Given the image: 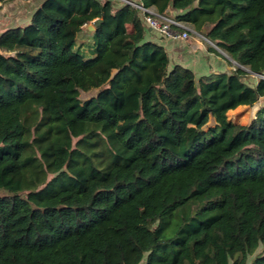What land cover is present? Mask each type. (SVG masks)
Returning a JSON list of instances; mask_svg holds the SVG:
<instances>
[{
	"label": "trees",
	"instance_id": "16d2710c",
	"mask_svg": "<svg viewBox=\"0 0 264 264\" xmlns=\"http://www.w3.org/2000/svg\"><path fill=\"white\" fill-rule=\"evenodd\" d=\"M129 1L238 66L197 78L123 0H42L0 36V264H264V107L228 119L264 98V0Z\"/></svg>",
	"mask_w": 264,
	"mask_h": 264
},
{
	"label": "crops",
	"instance_id": "0c3cea01",
	"mask_svg": "<svg viewBox=\"0 0 264 264\" xmlns=\"http://www.w3.org/2000/svg\"><path fill=\"white\" fill-rule=\"evenodd\" d=\"M42 0H4L0 5V36L7 30L30 23L31 17ZM84 31L78 35L81 38ZM91 33V32H90ZM145 41L163 46L170 59L177 65L190 68L197 78L210 74H230L235 63L223 53L202 41L190 37L188 41L160 36L146 27ZM95 42L92 43V47ZM75 49V46H74ZM91 50V49H90ZM89 49L77 51L92 56Z\"/></svg>",
	"mask_w": 264,
	"mask_h": 264
},
{
	"label": "built area",
	"instance_id": "2783aa9c",
	"mask_svg": "<svg viewBox=\"0 0 264 264\" xmlns=\"http://www.w3.org/2000/svg\"><path fill=\"white\" fill-rule=\"evenodd\" d=\"M125 2L134 5L140 10L143 15L144 23L150 30L155 31L164 37L183 41H188L190 37H194L195 39L211 44L213 48L219 50V47L211 42L203 32L195 31L192 27L178 21L176 17L160 14L154 9L145 8L142 5L134 4L129 0H126ZM0 5H2V1H0ZM93 58V56H84L85 60Z\"/></svg>",
	"mask_w": 264,
	"mask_h": 264
},
{
	"label": "rangeland",
	"instance_id": "374dc122",
	"mask_svg": "<svg viewBox=\"0 0 264 264\" xmlns=\"http://www.w3.org/2000/svg\"><path fill=\"white\" fill-rule=\"evenodd\" d=\"M84 32H85L84 35L81 38H79L74 45L76 51H81V49L90 50L92 48V43L95 42L93 31H89L87 29ZM203 43H205L206 45L209 44L206 42H203ZM209 45L210 47H212L211 44ZM218 51H220L221 53H223L226 57L230 59V57L225 52H223L221 49H219ZM236 66L238 65L235 63V67ZM256 79L257 77L252 75L247 78V83L250 85H254L256 83ZM95 93L96 92H91L89 94L83 95L82 99L83 100L89 99L91 96H94ZM261 107H264V98L261 99L254 107L241 106L240 108H237L234 111H229L228 119L235 124L250 125L252 121L256 118V115ZM214 125H215L214 119H210L207 127H211ZM251 259L252 258H250V260Z\"/></svg>",
	"mask_w": 264,
	"mask_h": 264
},
{
	"label": "water",
	"instance_id": "95a60500",
	"mask_svg": "<svg viewBox=\"0 0 264 264\" xmlns=\"http://www.w3.org/2000/svg\"><path fill=\"white\" fill-rule=\"evenodd\" d=\"M125 1H126V0H125ZM127 2H128V1H127ZM128 3H129V2H128ZM128 3H127V4H128ZM101 22H102L101 20H98V21L92 23L91 25H89L88 30H89V31H94L95 28H96ZM203 33H206V30H204ZM257 77H261V78L264 79V74H261V75H259V76H257Z\"/></svg>",
	"mask_w": 264,
	"mask_h": 264
}]
</instances>
